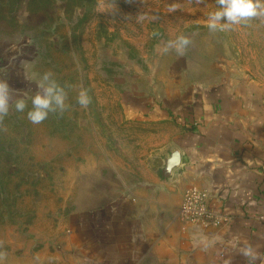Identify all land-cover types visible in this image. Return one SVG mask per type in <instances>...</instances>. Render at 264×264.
<instances>
[{
  "label": "rangeland",
  "instance_id": "1",
  "mask_svg": "<svg viewBox=\"0 0 264 264\" xmlns=\"http://www.w3.org/2000/svg\"><path fill=\"white\" fill-rule=\"evenodd\" d=\"M173 2L181 8L169 13ZM217 7L216 0H0V79L16 98L27 93L30 109L38 80L51 71L71 105L39 125L14 106L4 120V264L78 263L80 216L120 202L158 173L156 139L165 127L126 112L143 107L144 97L224 96L243 85L264 96V19L213 34L205 21ZM141 13L157 19L138 23ZM181 34L192 41L184 55H162ZM79 87L88 90L87 108L76 103Z\"/></svg>",
  "mask_w": 264,
  "mask_h": 264
},
{
  "label": "crops",
  "instance_id": "2",
  "mask_svg": "<svg viewBox=\"0 0 264 264\" xmlns=\"http://www.w3.org/2000/svg\"><path fill=\"white\" fill-rule=\"evenodd\" d=\"M256 89L148 96L128 109L129 117L163 124L162 162L179 149L181 165L167 181L161 166L120 202L81 215L76 264H247L245 244L264 264V96ZM191 187L207 190L230 220L219 227L184 220L179 209Z\"/></svg>",
  "mask_w": 264,
  "mask_h": 264
},
{
  "label": "clouds",
  "instance_id": "3",
  "mask_svg": "<svg viewBox=\"0 0 264 264\" xmlns=\"http://www.w3.org/2000/svg\"><path fill=\"white\" fill-rule=\"evenodd\" d=\"M197 4L204 3V0H195ZM62 0H57L60 5ZM218 7L210 11L205 21L210 33L230 31L233 26L247 24L254 19H264V0H216ZM181 5L173 2L168 5V12L174 13L180 10ZM79 11V10H77ZM57 14L64 18V9L57 8ZM28 13L23 12L18 17L20 23H24ZM138 23L145 20H156L157 17H149L144 13L135 17ZM157 35V33H153ZM192 43L191 39L185 35H178L174 40H168L160 49V53L167 54L174 50L178 56H183L188 46ZM38 91L31 96V108L28 109L26 100L27 93L23 98H16L17 92L12 89L6 79H0V131H6L4 120L9 115L10 109L14 106L16 112H25L30 123L39 125L48 119L50 113L64 112L71 108L68 101L66 86L59 84L51 71L43 73L37 82ZM75 87V86H69ZM76 103L81 108H87L91 103L88 90L82 87L76 88ZM3 248V241H0V249ZM240 254L246 258L247 264H255L259 259V253L250 244H245L240 249ZM7 257L5 251L0 250V264H4ZM231 264V260L225 261Z\"/></svg>",
  "mask_w": 264,
  "mask_h": 264
},
{
  "label": "built area",
  "instance_id": "4",
  "mask_svg": "<svg viewBox=\"0 0 264 264\" xmlns=\"http://www.w3.org/2000/svg\"><path fill=\"white\" fill-rule=\"evenodd\" d=\"M181 217L202 227H219L230 220V217L215 208L207 190L189 188L180 205ZM264 220V215L261 216Z\"/></svg>",
  "mask_w": 264,
  "mask_h": 264
},
{
  "label": "water",
  "instance_id": "5",
  "mask_svg": "<svg viewBox=\"0 0 264 264\" xmlns=\"http://www.w3.org/2000/svg\"><path fill=\"white\" fill-rule=\"evenodd\" d=\"M181 165V152L179 149L172 150L168 156L164 158V164L160 171V176L164 181L171 178L173 172Z\"/></svg>",
  "mask_w": 264,
  "mask_h": 264
}]
</instances>
